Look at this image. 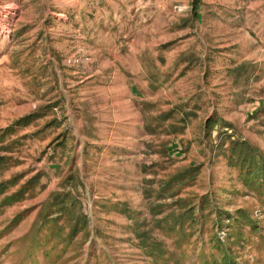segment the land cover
<instances>
[{
    "label": "rangeland",
    "instance_id": "1",
    "mask_svg": "<svg viewBox=\"0 0 264 264\" xmlns=\"http://www.w3.org/2000/svg\"><path fill=\"white\" fill-rule=\"evenodd\" d=\"M0 264H264V0H0Z\"/></svg>",
    "mask_w": 264,
    "mask_h": 264
},
{
    "label": "trees",
    "instance_id": "2",
    "mask_svg": "<svg viewBox=\"0 0 264 264\" xmlns=\"http://www.w3.org/2000/svg\"><path fill=\"white\" fill-rule=\"evenodd\" d=\"M246 164H247V160H245V164H244V166H246Z\"/></svg>",
    "mask_w": 264,
    "mask_h": 264
}]
</instances>
